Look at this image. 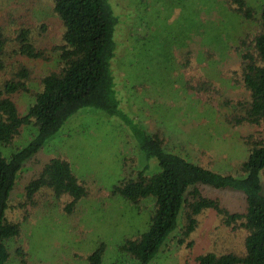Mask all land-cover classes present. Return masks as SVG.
<instances>
[{"label": "rangeland", "instance_id": "374dc122", "mask_svg": "<svg viewBox=\"0 0 264 264\" xmlns=\"http://www.w3.org/2000/svg\"><path fill=\"white\" fill-rule=\"evenodd\" d=\"M107 1L115 9L117 26L111 70L122 108L130 110L132 116L125 111L126 116L121 118L82 108L29 160L40 167L51 157L66 158L89 193L77 201L71 214L63 209V201L69 196L57 200L48 190L24 209L15 202L22 193L19 180L13 200V192L10 194L12 205L6 216L19 224L20 235L6 240V246L13 240L8 244L10 258L6 264H21L15 253L19 245L27 253V264H87L78 256H86L100 242L106 245L104 264L118 260L130 263L117 247L147 230L149 205L137 207L123 197H112L110 190L125 175L123 157L135 160L129 164L136 169L145 159L136 149L132 125L140 124L148 133L163 132L165 145L172 151L215 169L228 171L244 156L245 149L240 143V150L238 143L252 128L232 127L225 123L224 114L234 107L226 104L227 100L235 102L247 96L236 73L239 53L234 47L242 34L250 37L254 33V23L231 10L227 0ZM246 1L256 9L261 4L260 0ZM0 25L9 38L3 55L5 68L0 71V91L20 63L32 71L27 86L33 92L14 95L18 112L23 115L41 89L40 78L59 67L52 47L61 43L63 26L52 0H0ZM21 28L29 30V41L49 60H32L15 53ZM188 51H192L189 66L184 67L188 57L183 65L181 61ZM201 79L211 80L213 91L196 92L185 83L191 80L189 84L195 86ZM22 129V136L10 146L0 142L3 156H10L36 132L33 126ZM230 152L232 156H227ZM150 165L156 167V160L151 159ZM27 169L32 168L28 165ZM215 195H222L226 205L243 212V200L237 195ZM26 210L28 217L24 219ZM245 235L242 228L227 227L214 213L203 212L183 244L179 243L181 231L177 229L148 264H192L195 255L208 251L240 254Z\"/></svg>", "mask_w": 264, "mask_h": 264}, {"label": "trees", "instance_id": "16d2710c", "mask_svg": "<svg viewBox=\"0 0 264 264\" xmlns=\"http://www.w3.org/2000/svg\"><path fill=\"white\" fill-rule=\"evenodd\" d=\"M52 1L63 26L61 43L52 47L58 55V69L40 78L41 89L23 115L18 112L14 95L33 92L27 86L32 72L28 65L20 63L14 77L5 81L0 91V142L10 146L22 136V127L36 128L30 140L10 156L0 153V264H6L10 258L8 244L13 240L7 246L6 240L20 235L19 224L6 216L14 191L19 189V180L22 193L15 202L24 209L25 205L34 204L37 195L42 196L48 190L57 200L63 195L69 196L63 201V209L71 214L77 201L89 193L66 158L51 157L40 167H35L34 162L28 163L29 160L82 108L121 118L126 116L125 111L132 116L130 110L122 108L111 70L115 56V9L112 7V11L107 0ZM227 2L231 10L254 23V33L250 37L248 33L242 34L234 47L239 53L236 73L247 96L235 102L227 100L226 104L232 103L234 107L224 114L226 124L252 128L238 143L240 150L245 149L244 156L228 171L215 169L172 151L165 145L167 139L163 132L148 133L142 125H132L136 149L145 161L141 160L142 167L136 169L129 164L135 160L123 157L125 175L110 190L112 197H123L137 207L149 205L147 230L125 239L117 247L129 264H148L177 229L181 231L179 243L183 244L195 230L198 216L208 211L218 216L223 225L245 230L243 251L240 254L200 252L193 257L192 264H264V0H260L259 9L246 0ZM8 40L0 25V71L5 68L3 55ZM16 42V54L32 60H49L29 41L28 29L18 31ZM191 52L181 61L183 65L188 57L184 67L189 66ZM190 81L185 83L191 90L213 91V82L209 79H201L195 86L190 85ZM151 159L156 160V167L150 165ZM28 165L32 169L25 170ZM217 192L237 195L243 200V212L226 205L222 195H215ZM105 247V243L100 242L89 254L78 258H83L87 264H104ZM15 253L21 264H27V253L20 245Z\"/></svg>", "mask_w": 264, "mask_h": 264}]
</instances>
